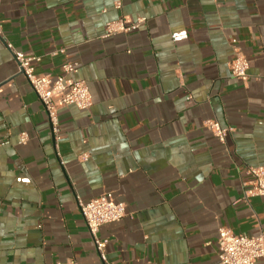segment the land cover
Instances as JSON below:
<instances>
[{
  "label": "crops",
  "instance_id": "1",
  "mask_svg": "<svg viewBox=\"0 0 264 264\" xmlns=\"http://www.w3.org/2000/svg\"><path fill=\"white\" fill-rule=\"evenodd\" d=\"M9 45L39 76L76 65L92 106L59 108L54 132ZM262 165L264 0H0V264H218L220 228L264 234L245 197ZM105 193L125 216L98 230L103 262L77 201Z\"/></svg>",
  "mask_w": 264,
  "mask_h": 264
},
{
  "label": "built area",
  "instance_id": "2",
  "mask_svg": "<svg viewBox=\"0 0 264 264\" xmlns=\"http://www.w3.org/2000/svg\"><path fill=\"white\" fill-rule=\"evenodd\" d=\"M120 8V3H115V9L119 10ZM144 21V19H138L128 27L121 21L107 23L104 38L135 31ZM8 49L17 64L19 74L25 78L43 105L54 132L57 131L59 108L74 106L80 111H86L92 106V98L86 83L72 78V75L77 71L76 65L69 62L64 63L61 67L62 74L55 78L39 76L35 73L33 63L40 62V58L14 51L10 45ZM56 54L52 53V56ZM228 67L232 77L242 83L248 82L249 62L237 47L233 48V59ZM205 126L220 143H224L225 139L234 131L232 128H222L215 121H209ZM26 142L27 135L21 134L19 144L25 145ZM248 174L251 177V182L250 189L245 192V197H264V165L249 168ZM77 205L94 241L96 252L104 262L106 241H100L97 238L98 230L104 225L117 223L123 219L125 204L117 201L112 193H105L85 203L78 200ZM261 259H264V234L249 237L236 235L226 228L219 229L218 264H257Z\"/></svg>",
  "mask_w": 264,
  "mask_h": 264
}]
</instances>
